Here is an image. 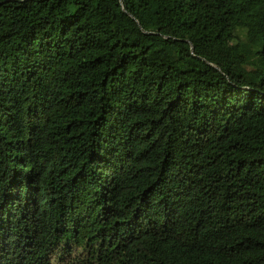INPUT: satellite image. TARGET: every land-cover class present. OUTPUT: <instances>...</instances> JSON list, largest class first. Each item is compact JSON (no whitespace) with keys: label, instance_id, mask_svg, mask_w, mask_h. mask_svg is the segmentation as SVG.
<instances>
[{"label":"trees","instance_id":"trees-1","mask_svg":"<svg viewBox=\"0 0 264 264\" xmlns=\"http://www.w3.org/2000/svg\"><path fill=\"white\" fill-rule=\"evenodd\" d=\"M0 264H264V0H0Z\"/></svg>","mask_w":264,"mask_h":264}]
</instances>
